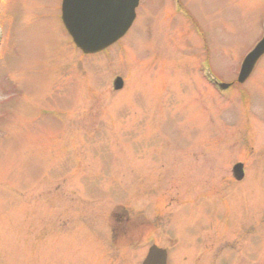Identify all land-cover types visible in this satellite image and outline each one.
<instances>
[{"label": "rangeland", "instance_id": "obj_1", "mask_svg": "<svg viewBox=\"0 0 264 264\" xmlns=\"http://www.w3.org/2000/svg\"><path fill=\"white\" fill-rule=\"evenodd\" d=\"M61 3L0 0V264H142L153 245L175 252L182 221L229 234L264 218V57L237 81L264 0H142L95 56L63 30Z\"/></svg>", "mask_w": 264, "mask_h": 264}, {"label": "water", "instance_id": "obj_2", "mask_svg": "<svg viewBox=\"0 0 264 264\" xmlns=\"http://www.w3.org/2000/svg\"><path fill=\"white\" fill-rule=\"evenodd\" d=\"M140 0H64L63 16L76 44L85 53H94L121 39L136 18ZM264 56V37L245 58L239 82L245 83L252 75L257 63ZM124 87L121 78L114 82V90ZM237 180L244 177L243 165L234 167ZM143 264H167V253L152 247Z\"/></svg>", "mask_w": 264, "mask_h": 264}, {"label": "flooded vegetation", "instance_id": "obj_3", "mask_svg": "<svg viewBox=\"0 0 264 264\" xmlns=\"http://www.w3.org/2000/svg\"><path fill=\"white\" fill-rule=\"evenodd\" d=\"M244 180H242L243 182ZM234 183H238L233 178ZM240 183V182H239ZM193 210H198L199 206ZM261 212V211H260ZM264 209L261 213L263 214ZM175 214H180V210L176 212H172ZM202 213V211H201ZM260 215V216H261ZM173 216L170 214L168 217L169 219ZM181 217V216H180ZM202 220V219H201ZM188 221H182L185 226L187 225ZM186 223V224H185ZM200 225L194 224L191 225L189 228L193 230H197L195 236L189 235L191 230L188 228L187 231V241L182 237V229L185 227L174 228L172 231L173 235H178L179 246L175 252L173 251L174 248H163L167 251V264H192L201 261L200 264H216L218 258L222 257V254L225 251L231 250L235 252L237 256L230 257V258H223L221 264H254V261L258 260L259 262H264V243L262 242L264 239L263 235H258L256 237L261 238L259 242H254L250 244L249 242H245L246 236L255 235L258 229H261L264 232V218L258 217V219H252V221L244 220V221H237L234 226H232L231 232L228 234H224L223 232L219 231L217 224L212 222H208V225H203V221L199 222ZM210 229L209 236H211L210 243L208 242L207 238L203 241L201 238V231L204 228L206 231L207 228ZM195 237V238H194ZM116 240V237L114 238ZM130 237H121L118 239L117 242L119 243H130ZM114 243V242H113ZM210 244V245H209ZM114 247L115 244H114ZM161 248V247H160ZM244 250V253H241V250ZM149 252V250H148ZM219 253V254H218ZM148 254V253H147ZM146 258V256H145ZM144 261V260H143ZM143 263V262H142Z\"/></svg>", "mask_w": 264, "mask_h": 264}]
</instances>
